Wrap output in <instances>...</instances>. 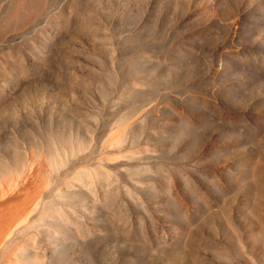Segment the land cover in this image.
<instances>
[{
	"label": "rangeland",
	"instance_id": "obj_1",
	"mask_svg": "<svg viewBox=\"0 0 264 264\" xmlns=\"http://www.w3.org/2000/svg\"><path fill=\"white\" fill-rule=\"evenodd\" d=\"M0 264H264V0H0Z\"/></svg>",
	"mask_w": 264,
	"mask_h": 264
}]
</instances>
